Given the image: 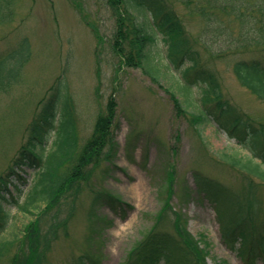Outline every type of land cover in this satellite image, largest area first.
I'll list each match as a JSON object with an SVG mask.
<instances>
[{
    "label": "rangeland",
    "instance_id": "rangeland-1",
    "mask_svg": "<svg viewBox=\"0 0 264 264\" xmlns=\"http://www.w3.org/2000/svg\"><path fill=\"white\" fill-rule=\"evenodd\" d=\"M169 1L196 38L202 29L201 22L185 13L181 0ZM14 3V16L0 25V64L10 62L11 55L19 57V61L29 60L18 82L7 92H0V175L26 140L32 118L60 75L66 79L74 100L81 144L94 132L95 122L99 115H105L109 101L112 99L117 106L113 126L116 152L110 160L96 166L82 183L73 215L65 227L58 229L44 264H75L81 254L91 256L92 264H122L132 248L150 233L155 216L162 209L163 192L167 191L166 171L171 165L176 167L177 178L173 205L185 213L192 235L207 241V261L244 264L223 239L217 210L194 191L193 174L199 171L215 178L243 199L244 176L214 156L234 148L245 156L251 155L252 150L241 148L214 121L202 125L199 136L189 116L176 110L169 92H176L185 109L196 113L206 107L202 101L204 91L195 85L187 97L182 90L187 85L183 72L165 66L170 46L162 33H156L155 50L164 58L159 65L163 74L156 83L140 67L128 66L112 50L111 40L123 10L112 8L108 0ZM131 12L135 22L142 24L144 19L139 11ZM233 62V57L212 59L211 65L229 100L253 119L264 122V104L240 85ZM52 146L51 143L49 147ZM19 173L28 179V185L22 186L13 178L11 191H15V185L27 190L36 176L29 168ZM190 191L193 192L186 196ZM99 192L109 193L121 202L112 207L107 198L95 201ZM258 195V209H245L243 213L256 225L264 221V187L258 188ZM20 201L25 202V196ZM10 209L12 220L0 242L21 236L24 226L35 218L17 206ZM67 211L65 204L59 215L65 217ZM14 251L9 248L2 254L4 264H8Z\"/></svg>",
    "mask_w": 264,
    "mask_h": 264
},
{
    "label": "trees",
    "instance_id": "trees-1",
    "mask_svg": "<svg viewBox=\"0 0 264 264\" xmlns=\"http://www.w3.org/2000/svg\"><path fill=\"white\" fill-rule=\"evenodd\" d=\"M14 2L0 0V25L14 16ZM108 3L123 10V18L111 40L112 50L123 62L140 67L157 83L163 74L159 65L164 61L155 50L156 33L160 31L170 46L165 66L183 72L187 85L182 90L187 97L195 85L204 91L202 101L206 107L196 113H189L176 92H169L176 110L189 116L199 136H202L199 128L214 121L241 148H251V155L244 156L234 148L232 152L214 156L244 176L246 197L235 196L229 187L199 171L193 174L194 191L217 210L223 239L244 264L264 262V221L256 225L251 218L243 217L245 209H258L261 204L258 188L264 187V122L253 119L229 100L211 65L212 59L233 57L236 79L264 104V0H181L185 13L201 22L202 29L196 38L169 0H108ZM132 9L143 16L142 24L135 22ZM18 59L11 55L10 62L0 64V92H7L20 79L29 59ZM116 108L111 99L105 115H99L96 120L94 132L81 144L70 87L61 75L52 85L26 130V140L0 175V237L12 220L11 207L17 206L35 217L24 226L21 236L0 242V264L5 263L1 256L9 248L15 251L8 264L45 263L58 229L65 227L73 215L82 183L96 166L110 160L116 152L113 127ZM25 168L36 173L29 188L15 185V191H11L13 178L22 182V186L28 185V179L19 173ZM166 178L164 204L150 233L132 248L122 264H221L207 261V241L192 235L185 213L173 205L175 166L168 167ZM23 196L25 202L21 203ZM106 198L112 207L121 202L109 193L100 192L94 200L106 201ZM65 204L67 216L61 217L59 211ZM34 209L39 212H33ZM92 262L91 256L81 254L75 264Z\"/></svg>",
    "mask_w": 264,
    "mask_h": 264
}]
</instances>
